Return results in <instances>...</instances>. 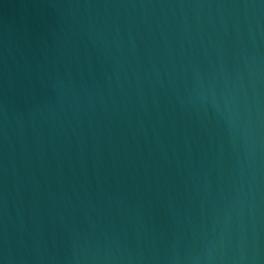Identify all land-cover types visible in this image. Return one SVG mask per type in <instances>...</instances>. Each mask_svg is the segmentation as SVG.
<instances>
[{"label":"water","instance_id":"1","mask_svg":"<svg viewBox=\"0 0 264 264\" xmlns=\"http://www.w3.org/2000/svg\"><path fill=\"white\" fill-rule=\"evenodd\" d=\"M0 264H264V0H0Z\"/></svg>","mask_w":264,"mask_h":264}]
</instances>
